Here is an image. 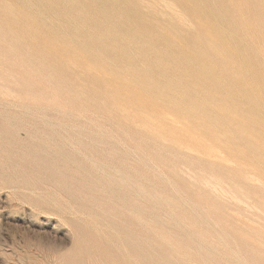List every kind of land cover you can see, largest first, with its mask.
<instances>
[{
  "label": "rangeland",
  "instance_id": "obj_1",
  "mask_svg": "<svg viewBox=\"0 0 264 264\" xmlns=\"http://www.w3.org/2000/svg\"><path fill=\"white\" fill-rule=\"evenodd\" d=\"M37 4L0 0V264H264V0L215 13L222 93L196 89L213 32L193 10L90 56L96 30Z\"/></svg>",
  "mask_w": 264,
  "mask_h": 264
},
{
  "label": "bare ground",
  "instance_id": "obj_2",
  "mask_svg": "<svg viewBox=\"0 0 264 264\" xmlns=\"http://www.w3.org/2000/svg\"><path fill=\"white\" fill-rule=\"evenodd\" d=\"M37 1L39 2V4H37L36 6L42 11L43 14H48L49 21L55 22L57 27L71 28L72 30H78V29L96 30L99 33V34H93L83 37V39L89 42V47L87 50L84 51V53L90 56L92 53L96 52L97 48L95 45L100 41H112V42L115 41L116 43L118 40L136 39L138 37L143 42H145L147 46L151 42V39L155 38L154 36L149 35L151 34L150 33L151 31L158 30L160 29L161 26L167 24L173 26L175 24H183L186 22V21L184 22L182 18L178 16L176 17V14H178L176 13L177 6L183 8L184 10L185 9L193 10V13L197 17L199 23L200 24L202 23L204 25H210L211 27L210 33L211 30L213 32V40L206 45V48L211 49L212 51L207 52L203 50L197 59L198 69L195 76L196 81L194 82L196 83L195 84L196 89L201 90L200 86H202L203 88L207 87V90L213 92L217 91L218 93H222V66L218 62V59L221 57V53H222V33L217 31L218 30L217 21L215 19L218 17L217 15L219 14L216 12H220L222 9V0H37ZM215 13L217 15H215ZM116 29L122 30L123 33L120 36H114L110 34L111 30H116ZM260 31H264V30H260ZM160 38L166 39V36L162 35ZM147 47L149 48V46ZM142 50H146V48H143ZM76 54L77 51L73 50L72 55L75 56ZM88 68L90 70H95L92 69L91 67ZM99 71L100 70H97L95 72L97 73ZM248 84H250L251 88L253 89L256 87V85H258V82L252 81V82H248ZM168 86H170V84ZM181 98H183L182 103L187 104L188 106H192L195 109V112L192 114V116L190 115V117H192L193 119H197L198 118L196 117L197 115H202V117L201 116L200 117L203 119V121H206L209 120L212 115H216L219 116L218 119H220V121L217 120L218 124L222 125V109L219 110L217 109V107L212 106L214 104V100L212 96H207L204 98H200V100H198L182 94ZM239 123L236 125H239ZM243 132L245 131L243 130ZM211 152H213V150H211ZM212 182H214L213 179ZM206 184L208 185L209 183ZM212 187L215 186L212 185Z\"/></svg>",
  "mask_w": 264,
  "mask_h": 264
}]
</instances>
